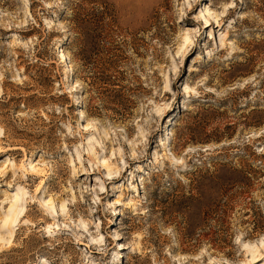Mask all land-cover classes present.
<instances>
[{"label":"rangeland","instance_id":"374dc122","mask_svg":"<svg viewBox=\"0 0 264 264\" xmlns=\"http://www.w3.org/2000/svg\"><path fill=\"white\" fill-rule=\"evenodd\" d=\"M1 169L0 264H264V0H0Z\"/></svg>","mask_w":264,"mask_h":264},{"label":"bare ground","instance_id":"6f19581e","mask_svg":"<svg viewBox=\"0 0 264 264\" xmlns=\"http://www.w3.org/2000/svg\"><path fill=\"white\" fill-rule=\"evenodd\" d=\"M185 89H183V91H184ZM184 93H185V91H184ZM81 113V112H80ZM87 127V126H86ZM6 152H17V151H20V149L18 148V147H10V148H6V150H5ZM17 169H19V170H22V169H24L23 167H22V164L21 165H19L18 167H17ZM33 169V171H34V173H38V172H40L41 170H40V168H35V167H33L32 168ZM3 169H1L0 170V175L2 174V171ZM25 170V169H24ZM17 196L16 197H18L20 194H16ZM20 198H21V196H19ZM22 199V198H21ZM24 199V198H23ZM22 199V200H23ZM18 201V200H17ZM14 203H17L16 202V200H15V202ZM14 205H11L10 206V209L12 210ZM15 210H14V212L12 213V215L11 216H9V217H6L5 219H3L2 220V224H3V227H5V225H7V226H14L17 222H20L24 217H25V215H26V212H24L23 210V208H22V206L21 205H15ZM62 211H63V207L61 206V208H60ZM12 235H11V233H10V235L8 236V239H6V241H4V238H3V242H5L4 243V245H6V246H8V247H10V246H12ZM252 260H253V257H252Z\"/></svg>","mask_w":264,"mask_h":264}]
</instances>
